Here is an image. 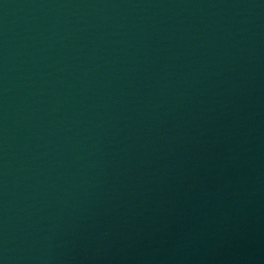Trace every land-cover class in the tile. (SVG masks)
Masks as SVG:
<instances>
[{
  "label": "water",
  "instance_id": "95a60500",
  "mask_svg": "<svg viewBox=\"0 0 264 264\" xmlns=\"http://www.w3.org/2000/svg\"><path fill=\"white\" fill-rule=\"evenodd\" d=\"M0 264H264V0H0Z\"/></svg>",
  "mask_w": 264,
  "mask_h": 264
}]
</instances>
